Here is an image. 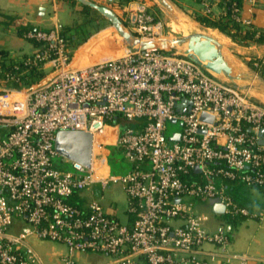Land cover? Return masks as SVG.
<instances>
[{"label": "built area", "instance_id": "1", "mask_svg": "<svg viewBox=\"0 0 264 264\" xmlns=\"http://www.w3.org/2000/svg\"><path fill=\"white\" fill-rule=\"evenodd\" d=\"M136 1L123 24L144 41H163V19ZM244 1L253 10L260 0ZM215 7L202 0L201 14L216 19ZM232 18L251 27L237 4ZM24 38L36 52L14 60L11 71L0 66V264H45L34 241L64 245L60 264H77L75 255L87 252L116 264H251L231 251L225 222L212 230L210 215L184 200L211 201L218 218L250 215L227 183L264 189V105L183 52L127 47L121 57L81 66L58 27ZM8 58L0 54V62ZM32 70L44 74L27 85L20 78ZM178 122L182 133L168 138V123ZM62 131L92 135L90 166L67 157L74 172L56 166ZM113 145L133 166L125 176L102 170ZM112 184L122 187L125 220L117 201L107 210L85 196L104 198ZM217 204L223 214L213 212Z\"/></svg>", "mask_w": 264, "mask_h": 264}, {"label": "crops", "instance_id": "2", "mask_svg": "<svg viewBox=\"0 0 264 264\" xmlns=\"http://www.w3.org/2000/svg\"><path fill=\"white\" fill-rule=\"evenodd\" d=\"M90 1L113 9L120 18H123L127 11L135 10L139 5L137 1L123 6L118 5L120 0ZM145 1L149 5L157 7L162 14L166 10L172 13L174 7L177 6L183 13L185 11L190 19H192L191 15L199 8L194 5L193 0L178 2L179 6L174 0H166L167 5H163L157 0ZM114 6H118V9L115 10ZM82 8L83 5L77 1L74 2V0H0V18L2 19L0 20V51L6 53L13 60L32 55L36 52V45L21 36V32L52 30L58 27L69 30L68 36L71 37L74 58L81 66L116 59L125 54L128 48L124 44L95 40L102 33L108 31V26L103 25L106 21L96 19L78 28L76 22L83 17L94 16L91 12V14L83 13ZM91 11L97 12L93 9ZM214 11L216 15L222 13L219 6L215 7ZM242 17L250 21L253 28L264 33V0H260L253 10L248 3H245ZM176 19L183 32L184 25H188L192 30L200 31L196 26L201 27V25L194 19H192L193 23L178 17ZM206 29L216 31L228 40L230 55L238 62L239 66L248 67L251 63L258 68L259 63L264 62V44L241 46L219 30ZM111 43L116 45L115 51L110 50ZM258 69L264 72V67ZM106 164L107 167L102 170L106 169L111 173L110 158L107 159ZM227 192L238 205L250 213L249 216L239 218L233 226L226 224L231 238V251L246 257L251 264H264V189L250 188L241 183L229 182L227 183ZM122 199L124 200V198ZM219 219L217 217L218 221L211 227L212 230L224 223ZM33 245L45 264H60L61 259L68 254L67 248L61 244L34 241ZM75 260L77 264H116L111 256L92 252L77 253Z\"/></svg>", "mask_w": 264, "mask_h": 264}, {"label": "water", "instance_id": "3", "mask_svg": "<svg viewBox=\"0 0 264 264\" xmlns=\"http://www.w3.org/2000/svg\"><path fill=\"white\" fill-rule=\"evenodd\" d=\"M85 7L97 11L104 17L124 40L127 46L133 50H178L182 49L190 59L201 64L210 72L222 76L233 87L242 91H254L264 94V79L252 70L247 72L235 68L230 64L227 54L224 52L222 44L216 39L203 35L199 39L193 35H184L166 41H144L131 32L122 22L119 15L111 8L98 5L90 0H74ZM113 1V0H110ZM163 5H167L166 0H157ZM0 20H2L0 18ZM211 64V65H210ZM205 114L202 120H208ZM263 135V131L260 132ZM264 141H261L263 144ZM93 137L84 132L62 131L57 135L56 150L72 161H76L86 166H90L92 157ZM196 172L198 169L195 170ZM225 207L217 204L213 206V212L223 214Z\"/></svg>", "mask_w": 264, "mask_h": 264}, {"label": "rangeland", "instance_id": "4", "mask_svg": "<svg viewBox=\"0 0 264 264\" xmlns=\"http://www.w3.org/2000/svg\"><path fill=\"white\" fill-rule=\"evenodd\" d=\"M147 3V1H145ZM148 4V3H147ZM179 6V3H176ZM119 6H122L118 3ZM149 12L154 14L155 16H158L160 19H163V21L166 24V34H165V38L163 39V41L165 40H172L176 37H182L184 36V33L181 31H178L175 27V17H178L180 19H184L187 22L193 23V15L192 19L189 18L188 14L183 13V11L179 10V8L176 6L174 7V10L172 13H169L167 10L162 14L160 10L157 9V7H155L154 5H149ZM115 10L118 9L117 7H113ZM94 16L90 17H83L80 21L76 22V25L78 26V28H80L81 26H83L84 24L89 23L90 21L93 20H101V21H106L105 24H103L104 26H108V31L102 33L98 38H96L95 40H99L101 42L103 41H111V42H116V43H121L124 44L126 47L127 44L124 42V40L119 36V34L116 32V30L114 29V27L104 18L102 17L98 12H92L90 11ZM89 12V14H91ZM98 13V14H97ZM175 16V17H174ZM198 30L200 31H204L203 35H207L210 36L214 39H216L217 41H219L223 48H224V52L228 55L231 56L229 48H230V44L228 42V40L223 37L221 34H219L216 31L213 30H209L206 29V27L202 26H196ZM184 32H186V34H196L199 35V32L197 30H192L188 27V25H184ZM202 35V36H203ZM201 36V35H200ZM90 44V43H89ZM78 50V49H77ZM110 50H116V45H114L113 43H111L110 45ZM173 51H178V52H183L182 49H178V50H173ZM232 57V56H231ZM228 58V57H227ZM233 58V57H232ZM231 64V63H230ZM232 66H234L235 68L238 69H242L244 71H248V70H252L254 73H256L257 75H259L261 78L264 79V75H262V73L260 71H257L256 69H254L253 67L249 66H243V65H238L235 66L233 64H231ZM218 76V75H216ZM219 77V76H218ZM220 79L226 81V79L224 77H219ZM249 94V97H251L252 99H254L256 102L261 103L262 105H264V94L263 93H257L254 91H246ZM183 131V127L181 126V123L178 122L176 124L173 123H168L167 126V137L170 138L172 137L173 134L176 133H182ZM115 147H111L110 153H109V158L111 161L114 162V165H116L118 168H113L111 174L112 175H116V176H125L128 172H130L133 169V166L128 163L125 158L124 155L122 153V151L120 150H116L114 149ZM67 159L62 157V156H57L56 158H54V163L56 164V166L64 171H70V172H74V168L72 165V162H67ZM85 196L87 197L88 200H92L94 198H97L98 200H101V202L103 203L104 207L108 210V208H110L111 203L113 201H117V207L116 211L117 214L119 216L120 219L125 220V216H124V204H123V199L121 200V198H124L123 192H122V187L120 184H112L110 190H107L106 192H104V198H102L100 195L98 197H94L92 196L90 193L86 194ZM75 202V200H73ZM184 202L188 205L189 209L192 212L198 213V214H208L210 215V217L212 218V221L209 223V226L212 227L214 224L217 223V217L212 213V203L209 200H204V201H197V200H192V199H185ZM219 220H221V222H225L224 217L220 218Z\"/></svg>", "mask_w": 264, "mask_h": 264}, {"label": "trees", "instance_id": "5", "mask_svg": "<svg viewBox=\"0 0 264 264\" xmlns=\"http://www.w3.org/2000/svg\"><path fill=\"white\" fill-rule=\"evenodd\" d=\"M136 0H120V5H126L128 3L134 2ZM176 2H183L185 0H174ZM214 2L218 4L219 8L222 10V14L216 18V19H210L201 14V3L202 0H193L194 5L198 6V10H196L193 14V19L199 23L200 25L210 28V29H216L219 30L221 33L226 35L227 37L231 38L233 42L241 45V46H248L250 44H264V33L251 27L245 28L241 24L237 23L232 18V12L234 5L237 4V6L240 8L241 11L244 9V0H213ZM75 2V1H74ZM91 11V8L83 6L82 12L83 13H89ZM67 29L62 28L61 33L68 38V40L71 42V37L68 36ZM28 31L21 32V36H25V34ZM258 36V37H257ZM0 54H3L7 56L6 53L1 52ZM13 59H6L4 61L0 62V66H3L7 68L8 71H11L13 69ZM250 66L256 69L257 71H260L262 75H264V72L258 68L264 67L263 62L259 63V67H254L253 64L250 63ZM43 72H38L36 70H32L27 75H24L20 78L21 81H24L27 85H33L38 82V80L43 76ZM18 85H15V88H18ZM114 124L118 125L121 129V131H124L127 127V123L122 119H117L116 121H113ZM113 148V147H112ZM110 149V148H109ZM114 149L119 150V148L115 147ZM110 153V150H109ZM110 166L111 169L118 168L116 165H114V162L110 160ZM243 216H224V220L226 221L225 224L228 225H234L235 222Z\"/></svg>", "mask_w": 264, "mask_h": 264}, {"label": "bare ground", "instance_id": "6", "mask_svg": "<svg viewBox=\"0 0 264 264\" xmlns=\"http://www.w3.org/2000/svg\"><path fill=\"white\" fill-rule=\"evenodd\" d=\"M175 11V10H174ZM175 17V16H174ZM175 27H176V29L178 30V31H181V32H183L180 28H179V22H178V20L176 19V17H175ZM204 32V31H203ZM202 31H199V35H196V34H193V35H195L198 39L204 34ZM185 35H189V34H186V32H183ZM201 35V36H200ZM166 41V40H165ZM77 61V60H76ZM228 61L231 63V64H233V65H235V66H238V62L234 59V58H232L231 56H228ZM211 65V64H210ZM219 77H222L221 75L219 76Z\"/></svg>", "mask_w": 264, "mask_h": 264}]
</instances>
